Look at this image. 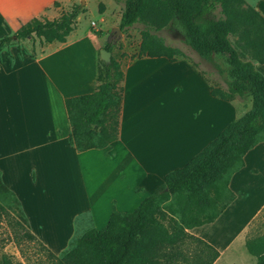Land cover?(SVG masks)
<instances>
[{"label": "crops", "instance_id": "1", "mask_svg": "<svg viewBox=\"0 0 264 264\" xmlns=\"http://www.w3.org/2000/svg\"><path fill=\"white\" fill-rule=\"evenodd\" d=\"M70 2L0 0V38L33 18H59L58 5ZM248 3L264 18V0ZM79 4L86 11L76 20L88 15L98 24L97 33L78 25L65 43L44 46V53L35 57L19 52L16 45L0 53L1 183L19 203L12 210L55 256L67 251L86 230L103 229L113 210L131 213L169 172L185 166L251 108L249 97L212 96L214 85L200 69L203 62L193 61L194 53L181 36L164 30L184 44L185 50L165 40L187 56L175 61L138 58L139 36L136 47H127L128 55L121 60L118 139L107 154L100 149L78 152L69 142L65 101L95 91L102 62L99 53L111 45L122 13L115 0H81ZM131 29L121 32L123 40ZM110 55L114 57L113 48ZM217 55L221 54L212 58ZM255 67L264 75V63L255 62ZM229 188L235 199L218 219L188 230L219 253L213 264L228 246L240 242L264 211V142L247 152ZM251 189L255 198L248 200Z\"/></svg>", "mask_w": 264, "mask_h": 264}, {"label": "trees", "instance_id": "2", "mask_svg": "<svg viewBox=\"0 0 264 264\" xmlns=\"http://www.w3.org/2000/svg\"><path fill=\"white\" fill-rule=\"evenodd\" d=\"M122 6L119 29L142 25L137 57H187L153 33L169 26L172 33L202 59L214 64L213 55L227 57L230 80L225 88L211 86L212 96L222 100L250 98L251 108L225 129L185 166L169 172L164 182L131 213L112 211L107 225L86 230L60 256L52 254L28 230L25 220L15 221L14 242L35 244L50 264H213L219 253L190 233L213 223L234 201L231 177L244 166V156L264 142V75L255 67L264 63V18L244 0H115ZM73 4L59 18H33L15 33L0 38V53L20 42L38 40L40 47L63 44L85 13ZM153 31V32H152ZM113 46L106 45L111 52ZM248 60L241 58V53ZM32 48L31 56L43 54ZM101 62L95 91L65 101L71 126L69 142L78 152L100 149L108 153L118 139L122 101L121 63ZM19 203L2 185L0 211ZM264 264V234L247 243ZM0 264H21L0 254Z\"/></svg>", "mask_w": 264, "mask_h": 264}, {"label": "rangeland", "instance_id": "3", "mask_svg": "<svg viewBox=\"0 0 264 264\" xmlns=\"http://www.w3.org/2000/svg\"><path fill=\"white\" fill-rule=\"evenodd\" d=\"M80 2L81 0H71V2L66 6H62V4H59L58 7H61L59 10L60 14L69 11L73 4H79ZM244 2L245 5H250L248 3V0H245ZM92 22L93 19L89 18L88 15L84 14L82 15L81 19L76 20L74 24V29H76L79 25L93 32H98V24L92 25ZM143 29L145 28L142 25H137L130 30L129 37L127 39L123 40L122 36L118 38L116 43L112 45L114 57H111V61H117L122 64V58L128 55L125 49L127 47H136L139 41L140 30ZM164 30H170L169 26H167L163 30L152 32L160 37H163L164 40H166L170 45H173L177 48L181 47L183 50H185L184 44L182 43L181 39L169 38L164 33ZM19 46L21 47V50L25 51L26 53H31L33 47L37 52H40L42 49V47H40L39 45L38 40L35 39H27L25 41H22L20 42ZM187 52H191L189 48L186 49V53ZM193 53L195 54V52ZM240 53L241 58L243 60L249 59L248 56H246L244 53ZM194 54H192L193 61L203 62V65L200 66V69L204 73V75L211 81V83L214 86H220L222 88H225V82L231 79L228 73L230 67L227 62V57L224 55H217L213 59L214 64L218 65L219 68H223V72L220 73L211 63L202 59L199 55ZM249 192L251 194L246 199L252 200L254 197V189H251V191ZM261 194L262 197L264 194L262 190ZM15 221H20L15 211H13L12 209L8 210L7 213L0 211V254H6L7 256L11 257L14 262H18L21 264H50V262L46 260V258L43 256V253L39 251L38 247L35 244L27 242L25 240L19 243L14 242L13 233L15 229ZM262 234H264V211L250 225V229L246 232V234H243V237L239 239L240 242L238 244L228 246L227 250L225 251V253H223L221 259L217 264H255L256 256L251 254L246 246L250 238Z\"/></svg>", "mask_w": 264, "mask_h": 264}, {"label": "water", "instance_id": "4", "mask_svg": "<svg viewBox=\"0 0 264 264\" xmlns=\"http://www.w3.org/2000/svg\"><path fill=\"white\" fill-rule=\"evenodd\" d=\"M120 36H121V31L120 29L116 28L113 31V34L111 36V39L109 40V43L113 45L117 41V39L120 38ZM110 57H111L110 52L107 50L103 49L99 53L100 60L106 65L110 64V59H111Z\"/></svg>", "mask_w": 264, "mask_h": 264}, {"label": "built area", "instance_id": "5", "mask_svg": "<svg viewBox=\"0 0 264 264\" xmlns=\"http://www.w3.org/2000/svg\"><path fill=\"white\" fill-rule=\"evenodd\" d=\"M92 25H95V24L92 22Z\"/></svg>", "mask_w": 264, "mask_h": 264}]
</instances>
